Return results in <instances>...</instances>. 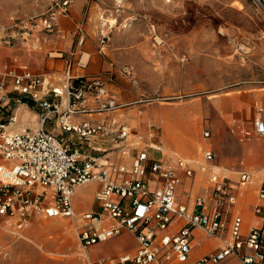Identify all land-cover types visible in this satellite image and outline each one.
Masks as SVG:
<instances>
[{"label": "rangeland", "instance_id": "obj_1", "mask_svg": "<svg viewBox=\"0 0 264 264\" xmlns=\"http://www.w3.org/2000/svg\"><path fill=\"white\" fill-rule=\"evenodd\" d=\"M60 5V0H0V76L11 67L8 50L38 33L54 39L56 19L70 16L68 51L49 54L60 61L59 71L62 60L80 68L86 53L96 54L113 70L95 74L111 80L109 86L120 102L132 104L126 109L137 111L146 125H157L161 138L164 128L169 129L170 138L163 139L166 158L174 159L180 148L170 145L172 123L186 129L188 122L195 131L188 149L196 146L200 151L202 144L197 142L211 144L215 171L231 177L234 185L240 172L248 170L241 158L244 144L261 140L255 120L264 109V0H86L82 8L72 10L70 5L65 12ZM206 124L211 128L208 141ZM142 130L137 132L143 135ZM203 149L199 154L178 152L198 172ZM232 158L235 161L228 163ZM197 185L204 187L200 178ZM90 191L91 187L83 193ZM91 209L92 204L90 209L77 205L72 218L35 215L22 228L16 220L0 216V264H86L79 220ZM119 244L136 247L131 242ZM110 249L101 247L93 256L119 248L111 244ZM112 259L116 260L106 263L119 262Z\"/></svg>", "mask_w": 264, "mask_h": 264}, {"label": "built area", "instance_id": "obj_2", "mask_svg": "<svg viewBox=\"0 0 264 264\" xmlns=\"http://www.w3.org/2000/svg\"><path fill=\"white\" fill-rule=\"evenodd\" d=\"M60 4L65 12L71 0H60ZM103 39L108 40L106 36ZM71 66L67 64L64 87L51 91L54 98L67 99L62 112L42 96L43 75L23 70L6 71L0 76V104L12 93L18 105L27 98L43 108L41 125L34 130L16 129L17 112L7 122H0V216L16 220L19 228L35 215L72 217L76 191L98 181L101 188L95 199L101 212L83 214L78 234L88 264L113 263L112 259L92 262L90 249L124 230L137 238L139 247L134 256H123L116 264H187L194 248V231L198 228L220 238L228 230L230 239L224 240L218 251L202 256L194 264H264V178L259 190L261 204L254 211L261 224L244 233L240 216L234 217L230 224L225 220L236 203V196L228 186L227 177L214 170L213 151L207 150L199 165V172L207 175L210 193L197 195L190 211L187 205L177 201L181 173L188 179L196 175L188 160L178 158L175 164H170L154 160L145 149L137 148L131 164L107 167L103 164L104 157L85 154L77 145L65 147L44 129L47 120L57 114L62 130L77 134L80 140L103 136L111 138L118 151L129 149L127 142L132 132L126 125L109 128L105 120L70 122L75 116L111 113L125 107L109 91L102 76L74 78L70 74ZM124 71L132 76L129 68ZM88 99L93 100V107L87 105ZM256 132L264 138L263 119L256 122ZM205 136L209 137L210 133ZM239 175L241 184L251 181L250 173ZM48 189L53 193L46 204ZM104 215L115 220L116 225L98 229Z\"/></svg>", "mask_w": 264, "mask_h": 264}, {"label": "crops", "instance_id": "obj_3", "mask_svg": "<svg viewBox=\"0 0 264 264\" xmlns=\"http://www.w3.org/2000/svg\"><path fill=\"white\" fill-rule=\"evenodd\" d=\"M86 3V0H75L72 2V10H78L79 8H82ZM93 10V9H92ZM72 14V13H71ZM57 20V36H55L54 39L48 40L45 36L42 34H34L32 36V39H28L26 41L21 40L18 42L17 46H15L14 49L8 50L10 54V63L11 67L6 68L9 70L7 71H16L14 69L21 68L20 70H30L31 69H41V74L44 76V88L42 91V96L56 104L59 108V112H62L67 107V99L64 98H54V96L51 94L52 89L54 88H63L64 84L66 83L67 79V73H68V67L66 62L64 63V60H62V69L59 71V64L60 61H55L51 57H49V54H53V52H63L66 53L69 49V45L71 42V33L72 29L68 27V25L72 22V18L70 16H60ZM82 43V42H81ZM8 54V53H7ZM88 55V58L85 60L84 64L80 68H74V66H71L70 74L74 78L83 77V76H93L96 75L95 72L97 71H104L107 69L106 63H102L101 59L96 56V54L92 53H86ZM62 55V54H61ZM35 56V60H34ZM35 62V63H34ZM12 65L18 66L13 67ZM24 65V68L23 66ZM107 70H110V72L113 70V66L111 68H108ZM21 71V72H22ZM31 71V70H30ZM6 72V71H5ZM104 81L107 84V87L109 91L115 95L117 101L122 104L118 98V95L112 91L110 88V79L104 77ZM8 85L11 84V81L8 80ZM16 95L10 93L5 100L2 101L0 104V122H7L9 117L17 112L19 115V123L16 126V129L19 131H25V130H34L38 128L41 125L40 121V114L43 112V108L40 104L35 103L27 98H24L21 102V104H16ZM87 105L89 107H93V100L88 99ZM123 108L118 109L116 111H113L111 113H104V114H85L80 116L72 117L70 122L72 124H80L82 122H92V123H98L102 120H105L109 128L116 127V125L122 124L126 125L130 128L132 134L127 142V149L125 152H120L118 149L113 145L111 142V138H106L103 136L98 137H90L85 138L83 140H80L78 135L75 133H67L62 130L59 123L60 116L57 114H53L47 122L44 124V129L55 136L65 147H71L73 145H77L85 154L92 155V156H101L104 157L103 164L107 167H110L114 164L119 163H127L131 164L133 161V157L135 155V149L141 148L145 149L146 152L149 154L151 158L154 160H159L163 162H167L170 164H175L178 158H182L185 160H189V158L179 155L178 150H182L184 154L190 155V154H199L200 151L203 149V161H204V153L207 150H211L215 154V158L213 161V165L216 159V153L214 148L211 144L208 143H201L202 148L200 151L196 149H188L186 146L188 144V139L194 138L195 131L189 125V128L183 129L181 126L176 124H173L172 122V133L173 136L170 140V145L172 149H175L173 144H178L180 146L179 149L175 150L177 151V155L174 159L169 160L166 158V153L164 152V142L163 138L160 137V128L153 124V125H146L145 120L142 122L140 121L139 115L134 113L137 112L135 110H127V107H130L132 105L130 104H122ZM261 116L259 118L264 120V109H260ZM126 112V113H122ZM186 122V119H184ZM256 120H255V132H256ZM133 125V126H132ZM142 134L140 135L137 132V129H141ZM209 132L210 136L206 137L205 134ZM257 136L262 140H254V141H248L246 144H244V147L241 151V158L247 162V169L242 170L241 172H247L252 175L251 181L252 184H241L240 182V175L238 176V180L234 185H232L231 177L227 178L228 186L230 187L233 194L236 196V203L229 209L228 216L225 218L227 224H230L234 217L240 216L243 220V231L244 233H247L252 227L259 226L261 224V221L257 216L255 215L254 211L255 208L261 204V201L259 199V190L264 178V138L261 137L257 132ZM211 138V128L208 124H206V127L204 129V140L208 141ZM255 146H254V145ZM253 148V149H252ZM235 161V158L228 159V163H233ZM215 168V165H214ZM215 170V169H214ZM257 175V176H256ZM256 176V177H255ZM182 183L178 188L177 191V201L179 204L187 205L189 210L191 211L194 204V199L197 195L200 193L202 195H208L210 193L209 184L207 181V175L202 174L199 172H196L195 177L193 178H186L182 173ZM201 179V183H204V187H199L197 185L198 179ZM188 181V182H187ZM250 184V186H249ZM91 187V191L87 194L83 193V190L86 188ZM101 188V183L98 181L92 182L88 185H85L83 187H80L74 197H73V209H74V216H76L77 212V205H80L82 209H90V206L92 204V209L88 212H101L96 199L95 194L96 192ZM53 193L52 189H48V195L46 199V204H48L49 200L51 199V195ZM241 201V203H240ZM83 215V214H82ZM81 215V216H82ZM81 216L79 222L82 225ZM252 217L255 221L253 224H248L246 222L247 217ZM67 217V218H72ZM229 219V220H228ZM80 225V226H81ZM116 225V221L109 218L108 215H104L101 222L97 225L98 229L104 230V229H110ZM230 235L228 233V230L223 234V236L215 237L208 235L205 231L202 229H196L194 231V240H193V250L192 254L190 256L189 261L187 264H194L199 258L206 254H210L212 252H216L219 250V248L222 246L224 240H229ZM121 242H131L135 243V248H126L125 246L119 244ZM101 244H104L102 246H99ZM115 245L118 247V251L116 253H101L100 257L94 258L93 254H99V248L105 247L110 249V245ZM99 246L96 249L93 250L94 247ZM139 242L137 238L130 232L124 230L121 234L115 235L109 240H106L105 242L99 243L95 246H93L90 249V259L92 262H97L99 259H112V256L115 258H121L123 256H134L138 250ZM111 250V249H110ZM113 260V259H112ZM116 260V259H115ZM85 263L87 261L84 259Z\"/></svg>", "mask_w": 264, "mask_h": 264}, {"label": "bare ground", "instance_id": "obj_4", "mask_svg": "<svg viewBox=\"0 0 264 264\" xmlns=\"http://www.w3.org/2000/svg\"><path fill=\"white\" fill-rule=\"evenodd\" d=\"M164 134H165V138L167 139V138H170V133H169V129L168 128H164ZM197 147L196 146H193L192 147V149H196ZM163 149H164V147H163ZM226 176H227V174H226ZM252 182H250V184H251ZM249 184V185H250ZM254 219L252 218V217H247L246 218V222H248V224H253L254 223ZM255 223H256V221H255Z\"/></svg>", "mask_w": 264, "mask_h": 264}]
</instances>
